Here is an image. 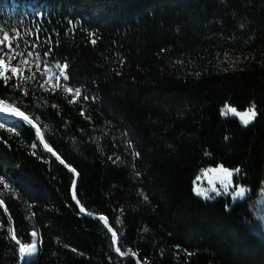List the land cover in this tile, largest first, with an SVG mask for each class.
I'll return each instance as SVG.
<instances>
[{
	"label": "trees",
	"instance_id": "1",
	"mask_svg": "<svg viewBox=\"0 0 264 264\" xmlns=\"http://www.w3.org/2000/svg\"><path fill=\"white\" fill-rule=\"evenodd\" d=\"M10 1L28 34L23 46L67 61L70 83L89 100L69 104L32 85L23 96L0 82V98L38 116L79 174L30 126L20 122L19 136L0 129V175L16 192L0 205V264L21 262L10 228L22 243L37 231L30 264H135L79 212L72 179L86 212L108 218L142 264H264L252 213L264 184V0H0L2 10ZM253 102L258 115L247 127L221 115L226 103L244 111ZM221 166L239 168L243 201L195 195L202 170Z\"/></svg>",
	"mask_w": 264,
	"mask_h": 264
},
{
	"label": "snow or ice",
	"instance_id": "2",
	"mask_svg": "<svg viewBox=\"0 0 264 264\" xmlns=\"http://www.w3.org/2000/svg\"><path fill=\"white\" fill-rule=\"evenodd\" d=\"M71 28H69V32L72 29L76 28V23H73L71 20L69 21ZM36 32H40V27L37 26ZM95 34L92 32H88L89 37H93ZM19 32H16L13 36H10L8 31L0 30V82H3L5 87H11L14 91H19L21 95L27 96L29 95V85H32L37 90H42L43 92H51L55 93L56 91H60L65 99L68 100L69 104L77 103L81 96H83V101L87 102L89 100V96L81 86H76L73 83H70L71 77L68 74L67 69L69 68V64L67 61H50L49 56L51 55L52 49L49 48L46 52L41 55L38 52H34V50L22 49L19 43L20 40ZM40 39L39 35H37V41ZM51 38H49L50 42ZM13 41H17L15 46H13ZM92 45L97 43L96 38H92L90 40ZM25 45L28 44L27 41H24ZM38 46L36 41L33 42L32 47L35 49ZM26 53V54H25ZM119 74V73H117ZM71 97V99H68ZM52 107H57L56 105H52ZM0 114H6L7 116L12 117L18 122H22L30 126L34 129L35 137L39 141L40 145L43 146V149L48 153H51L53 157L65 168L68 169L69 172L73 173L74 176H78L79 174L76 172L74 168H72L64 159H62L61 155L57 153L50 146V144L45 139L44 130H46L47 126H43L44 130H42V126L40 124V118L38 116L34 117L33 115L26 112V110L22 109L15 102H9L5 99L0 98ZM80 115L84 116L83 109L80 111ZM222 116L232 115L238 117L242 126L247 127L251 124L258 113L256 111V105L253 102L250 107H248L244 111H238L236 107H232L227 103L221 109ZM19 124H9L7 120L0 121V129H4L10 135L14 134L16 136L20 135L18 130ZM99 137H96V140L99 141ZM227 139V137H226ZM33 149L37 147L36 143L31 145ZM128 147L131 148V143L129 142ZM36 155L35 152L32 153ZM133 157L136 158L139 156L138 152L132 153ZM109 159H113L111 156ZM116 160H119V157H116ZM113 162H116L115 160ZM239 168L236 170H229L224 167H218L216 169H207L202 170V174L205 177H208V183L211 185L210 187H200L194 181L193 191L196 196L201 197L204 200L214 199L216 196L220 195H230L232 200L243 199L246 196L247 189L243 186H237L233 188V176L239 173ZM209 173H218L219 175L216 179L219 182L220 187L217 188L213 183V178L209 177ZM201 179L200 176L196 177V181ZM76 179H72L71 181V196L72 200L79 207L80 213H85L87 215H92L91 212H86L85 207L81 204V202L77 198V190H76ZM0 186H2L3 191H0V205L4 204V196L7 193H11L13 196L16 195L15 190L11 187L7 178L3 175H0ZM231 189V191H230ZM215 194L214 196L212 194ZM141 195H143L141 193ZM144 199L147 200V196H144ZM122 211V209H121ZM11 219V217H9ZM98 219L103 223V226L107 229V232L111 234V244L113 246V250L120 257H132L135 258V264H142L140 258L138 257V253L134 251L132 248H127L126 250H122L123 245L120 244L118 230L114 229L110 224L108 218L104 215H100ZM119 218H116V223L118 224ZM147 231V229H145ZM10 239L15 241V243L19 246V256L21 264H30V261L33 256L37 253V244H38V233L36 230L31 232L32 240L30 243H22L21 240L16 236L15 231L13 229H9ZM163 251V250H161ZM143 264H148V260L145 259Z\"/></svg>",
	"mask_w": 264,
	"mask_h": 264
},
{
	"label": "rangeland",
	"instance_id": "3",
	"mask_svg": "<svg viewBox=\"0 0 264 264\" xmlns=\"http://www.w3.org/2000/svg\"><path fill=\"white\" fill-rule=\"evenodd\" d=\"M17 13L18 12H16V10L13 8V6L10 2H8V4L6 5V8H4V10H2V5H0V20L4 19L6 21V26L3 23H0V30L8 31L10 36H13L16 32H19L20 38H21L19 40L20 46L22 49H26V51H27L29 49L25 48L23 46V44H24V41L26 40V35H28V34L25 32V28L23 29V31L18 30L17 27L19 25H21V22L17 20V18H18ZM16 42L17 41H13V46H15ZM229 116L240 121L238 117H235L232 115H229ZM0 121H2V120H0ZM10 123L11 124H17L18 123L19 126L21 124L20 122H18L16 120L11 121ZM218 175H219L218 173H209V177L213 178V183L216 185L217 188L220 187L219 182L216 179V177ZM200 177H201V179L199 181H196L197 185H199L200 187H205V188L211 186L208 183V177H205L203 174ZM237 186H239V185H237L233 179V188H236ZM230 191H231V189H230ZM212 195L214 196L215 194L213 193ZM220 196H229L231 198L230 195H220ZM246 196H247V193H246ZM231 200H232V198H231ZM243 200H244V198L238 199L235 201L232 200V201L233 202H241ZM252 213H253L255 220H256L255 228L253 230L256 232V234L262 240H264V184H263V188H262L261 192L259 193L258 198L256 199V201L253 204Z\"/></svg>",
	"mask_w": 264,
	"mask_h": 264
},
{
	"label": "water",
	"instance_id": "4",
	"mask_svg": "<svg viewBox=\"0 0 264 264\" xmlns=\"http://www.w3.org/2000/svg\"><path fill=\"white\" fill-rule=\"evenodd\" d=\"M10 123V122H9ZM51 154V153H50ZM64 166V165H63ZM67 169V168H66ZM68 170V169H67ZM76 179H78V176H76ZM83 216H85V217H88V218H91V219H95V220H98L99 222H101L99 219H98V217L99 216H95V215H87V214H85V213H81ZM102 223V222H101ZM103 224V223H102ZM37 253H38V246H37ZM37 253L35 254V256H34V258L36 257V255H37ZM20 264H21V262H20Z\"/></svg>",
	"mask_w": 264,
	"mask_h": 264
},
{
	"label": "bare ground",
	"instance_id": "5",
	"mask_svg": "<svg viewBox=\"0 0 264 264\" xmlns=\"http://www.w3.org/2000/svg\"><path fill=\"white\" fill-rule=\"evenodd\" d=\"M0 120L4 121V120H7L8 122L9 121H13L15 119H13L12 117L10 116H7L6 114H0ZM34 258V256L32 257V259Z\"/></svg>",
	"mask_w": 264,
	"mask_h": 264
}]
</instances>
